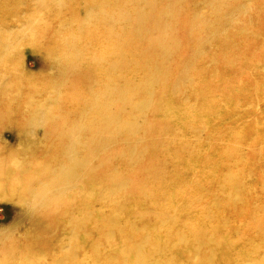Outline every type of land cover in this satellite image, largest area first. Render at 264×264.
Returning a JSON list of instances; mask_svg holds the SVG:
<instances>
[{
    "label": "rangeland",
    "instance_id": "374dc122",
    "mask_svg": "<svg viewBox=\"0 0 264 264\" xmlns=\"http://www.w3.org/2000/svg\"><path fill=\"white\" fill-rule=\"evenodd\" d=\"M229 1L249 8L240 26L224 25L240 43L220 56L213 48L194 53L201 49L198 33L186 41L193 80L182 86L185 96L173 92L169 77L162 103L172 116H149L150 124H164L162 136L145 144L139 165L116 166L151 198L130 193L132 184L112 192L109 179L83 171L75 189L15 227L21 207L41 192L35 188L57 186L72 173L67 154L76 150L77 159L86 152L80 143L91 139L105 110L90 103L93 96L113 102L104 90L144 82L147 69L164 59L138 37L142 0H0V233L15 234L0 249V264H144L131 251L142 241V252L152 254L146 264H173L164 251L175 255V264H264V0ZM153 2L143 8L157 18L167 0ZM181 4L175 22L186 39L193 18L209 19L214 5ZM124 11L127 17L119 19ZM215 37L214 44L221 40ZM78 130L81 136L72 138ZM119 150L127 152L124 145ZM158 162L154 176L146 166ZM230 188L236 198L219 196ZM196 236L208 241L198 253Z\"/></svg>",
    "mask_w": 264,
    "mask_h": 264
},
{
    "label": "bare ground",
    "instance_id": "6f19581e",
    "mask_svg": "<svg viewBox=\"0 0 264 264\" xmlns=\"http://www.w3.org/2000/svg\"><path fill=\"white\" fill-rule=\"evenodd\" d=\"M182 1L184 0H167L166 7L161 11V15L154 18L152 12L148 13L144 9L146 7L154 8L155 3L153 0H142L144 3L143 7L145 8H139L136 13L137 24L139 25L138 37H141L142 41H146L150 47L156 48L157 55L164 59L163 64L152 66L147 69L148 78L144 82L135 81V83H132V81H121L120 84L113 86V88H107L104 90V95L110 93L113 96V102L110 101V97L109 102H106L104 99H100L99 95L93 96L90 103L94 106H103L105 107V110L102 113V116H100L102 117L100 124L94 127L96 130L91 129V139L80 143L88 147L85 150L86 152L77 159L76 150H71L69 154H67L69 157L73 156L72 159L74 164L71 167L72 173L67 172L64 182H61L57 186L56 184H53L49 187V182H43L41 183V186L35 188L34 190L41 188V192L32 197L31 203L28 202L25 207H21L22 209L19 211L17 217L18 221L14 224L15 227L22 222L36 220V215L42 212V210H45L48 207L49 202L53 203L55 198L65 196L69 191L75 189L78 180L83 176L81 174L83 171L95 176L98 181H102L106 178L109 179L112 185L111 191L114 189L112 192L125 191L127 186L130 187V184H132L130 193H137L139 196L144 195L146 199L151 198V196L145 192L146 190L144 188H138L136 186L137 183L132 180L133 177L131 175H128L127 173H118L116 171V166L120 163L119 161L134 166L139 165L144 161L143 159H145L148 154V149L146 148L148 145L145 146V144H149L152 137L160 138L162 136L159 132L164 129V124L162 125V122L159 124H150L149 116H151L152 113H155L161 119H170L172 116L173 112L169 113L168 109L162 103L164 94L163 90L169 77L172 78L173 92L177 95L183 94L181 97L185 96L182 86L193 80V74L190 73L189 69L193 62L192 57L189 56V54L187 55V53H183L186 41L198 33V42L201 49H197L194 52L196 55L198 51L207 52L210 48H213L214 52L221 51V54H219L222 56L223 53H227L240 43L239 41L228 38V32L224 25L228 22H237L239 25L240 19L242 18L241 16L247 14L249 11V8L244 5L237 7L231 6L229 0H208L214 5V10L209 15L210 18L207 19L203 16L198 18L194 17L192 22L184 29V37H187L185 39L182 38L183 36L180 34V27H178V23L175 22L176 19L178 20V17L181 18ZM221 2L228 5L227 11H222L219 8ZM126 13V11L122 12L119 19H125L127 17ZM152 22L154 25L152 24V26H149ZM215 36H220L221 40L217 39L218 41L214 44L212 43V40L219 38ZM253 36L262 37L259 33H254ZM256 40L258 39H255L254 41ZM248 42L256 43L251 41ZM230 44L231 46H229ZM233 51L237 54L239 50L233 49ZM217 59L222 60L223 57L217 56ZM175 62L181 64L180 68L176 69V71L172 68ZM212 63H216V60ZM230 64L233 65L235 62L230 61ZM156 68L158 70H156ZM138 92L139 94L141 92L146 93L148 97L135 100L134 98ZM203 98V93L201 92L197 99L200 102ZM188 110L193 113L194 107L192 108L190 106V109ZM155 114L154 119L156 120L157 117ZM191 120L192 119L187 123L190 124L192 122ZM84 128L86 129L87 126H82V129ZM76 129L77 127L75 130ZM196 130L198 132L205 131L204 129ZM151 133H153V135L150 136ZM80 136L79 130L71 133L72 138ZM77 144H79V142H75L73 145ZM121 145L126 147L127 152L119 150ZM160 166H162V162L151 163V165L146 166V170L155 176L158 173ZM125 174L131 177H128ZM226 181L227 183L232 182L228 180ZM217 184L218 187L220 186L222 189L226 187V183L220 184L218 181ZM114 186L116 187L113 188ZM233 195H236V191L233 190L231 192V188L225 195L219 193V196L221 197L226 196L232 199L236 198ZM53 208L54 207L50 210ZM18 209L19 206L17 207V210ZM12 232L13 231H6L0 233V249L3 248V244L8 240H12V237L15 235L12 236ZM114 233L115 231L113 227L104 229V235L108 239L112 238ZM197 235H200V231H198ZM181 240H183L181 244H185L184 241L186 240H184V238H181ZM195 241L198 243L197 248L194 250L197 253L201 252V249L208 244L207 239H203L199 236L195 237ZM142 244L143 241L138 243L135 242V246L131 248V251L133 252L136 250L134 253L136 256L139 255L137 256L139 257L138 262L146 264L145 260H148L149 256L152 254L149 251L142 252L143 248H140ZM183 252L184 251H182V254ZM161 254L165 260L168 258L173 264H175L174 254H167L165 251ZM163 264L171 263L165 262Z\"/></svg>",
    "mask_w": 264,
    "mask_h": 264
}]
</instances>
